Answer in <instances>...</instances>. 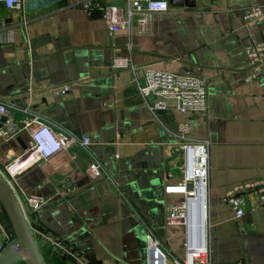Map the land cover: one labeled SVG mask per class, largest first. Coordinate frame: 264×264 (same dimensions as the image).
Segmentation results:
<instances>
[{
  "label": "crops",
  "instance_id": "obj_1",
  "mask_svg": "<svg viewBox=\"0 0 264 264\" xmlns=\"http://www.w3.org/2000/svg\"><path fill=\"white\" fill-rule=\"evenodd\" d=\"M85 0H23V10L0 6V97L18 124L30 109L45 123L73 135L74 142L14 176L20 198L46 264H77L44 238L61 239L87 264H152L146 248L150 230L163 245L161 264L183 260L187 228L166 223L167 207L184 200L164 186L181 179L187 139L208 141L204 189L205 243L212 264H264V204L257 194L240 192L244 213L234 216L225 194L264 179V73L247 79L244 46L264 43V20L246 24L244 12L264 0H194L151 12L145 24L132 14L124 28L110 30L99 10ZM116 4L127 20L128 0ZM93 11V12H91ZM114 58L126 67L112 68ZM147 69L192 74L210 80L207 106L180 112L151 110L138 91ZM69 84L57 93L52 86ZM83 136L90 143L79 144ZM19 129L0 140V170L20 154ZM99 162L98 174L91 171ZM73 186L71 194L62 191ZM30 195L44 197L37 209ZM196 211L191 217L196 219Z\"/></svg>",
  "mask_w": 264,
  "mask_h": 264
},
{
  "label": "built area",
  "instance_id": "obj_2",
  "mask_svg": "<svg viewBox=\"0 0 264 264\" xmlns=\"http://www.w3.org/2000/svg\"><path fill=\"white\" fill-rule=\"evenodd\" d=\"M82 4L84 7L90 8V10H99L100 15L112 31L124 28L132 14H139L138 23L143 25L149 13L165 12L169 9L167 0H128L126 20L120 16V7L116 4L101 5L100 2L96 1L92 5L90 0H85ZM0 6L6 10H23L24 8L23 0H0ZM243 17L246 24H253L264 20V12L259 6H255L248 8L244 12ZM243 49L250 68L247 79H252L264 73V43L255 41L244 46ZM127 65L126 60L121 58H114L112 62V68L114 69L126 67ZM209 83L210 80L208 78L196 76L189 71L178 74L166 70L147 69L144 73L143 81L138 84V91L147 104L151 96L155 97L153 104L149 105L151 110L167 108L168 100H173L174 108L185 113L187 111H202L206 109ZM51 88L57 93L64 94L69 90V84L52 86ZM22 114L23 117L18 124L13 118L11 110H9L8 103L0 97V119L2 116L5 117L3 122L0 120V140L12 138L21 128L27 129L30 134L27 142L28 148L14 156L6 165V173L3 172L10 183L11 180L7 175L14 176L32 164L45 160L60 150L68 149L74 142H77L73 135L62 129L53 128L37 114L31 112L30 109H23ZM178 129L179 137L184 140L180 146L186 155V165L183 168L181 179L169 183L163 188L167 194H181L184 196L182 202H171L167 207L166 223H182L187 228L184 258L181 261L174 259V264H212L210 249L205 241L202 244H198L193 237L190 224L192 204L188 202V199L196 196L201 181H206L207 178L208 141L203 139L186 140V133L188 132V124L186 122L180 124ZM78 142L83 147L90 143L87 136H83ZM28 150H30V153L27 154ZM100 168L99 162L93 161L90 171L96 175L99 173ZM62 191L71 194L75 191V188L67 186ZM243 191L254 192L257 194L259 204H264V179L236 186L225 194L224 200L231 205L236 218L241 217L244 213V201L240 196V192ZM46 200L44 197L30 195L26 198V203L37 209ZM10 238L9 227L5 220L0 217V250ZM44 238L61 256L70 258L77 264H87L74 249L61 239L56 240L45 236ZM145 240L147 250L151 251L154 257L152 264H161L159 256L163 255L164 250L160 239L148 230L145 234Z\"/></svg>",
  "mask_w": 264,
  "mask_h": 264
},
{
  "label": "water",
  "instance_id": "obj_3",
  "mask_svg": "<svg viewBox=\"0 0 264 264\" xmlns=\"http://www.w3.org/2000/svg\"><path fill=\"white\" fill-rule=\"evenodd\" d=\"M180 1L181 0H169V3L175 4L180 3ZM183 3L185 6H194L195 1L183 0ZM0 120L3 122L5 117L2 116ZM17 140L22 150L28 148L27 142L19 138H17ZM28 153H30V150H28L27 154ZM188 202L192 204V206H196V242L202 244L205 241V218L203 214V212H205V202L203 188L199 187L196 196L188 199ZM0 216H2L7 223L11 233V238L0 250V264H46L20 198L1 170Z\"/></svg>",
  "mask_w": 264,
  "mask_h": 264
},
{
  "label": "bare ground",
  "instance_id": "obj_4",
  "mask_svg": "<svg viewBox=\"0 0 264 264\" xmlns=\"http://www.w3.org/2000/svg\"><path fill=\"white\" fill-rule=\"evenodd\" d=\"M205 186H206V182L204 180H202L201 183H200V188H203V191L205 189ZM194 210L196 211V206L195 205H193L192 208H191V210H190V224L192 226V234L194 235L193 237H194V239L196 241V232H195V230H196V219L193 218V217H191V213ZM203 214H204V218L206 219L205 212H203ZM204 230H205V223H204Z\"/></svg>",
  "mask_w": 264,
  "mask_h": 264
},
{
  "label": "trees",
  "instance_id": "obj_5",
  "mask_svg": "<svg viewBox=\"0 0 264 264\" xmlns=\"http://www.w3.org/2000/svg\"><path fill=\"white\" fill-rule=\"evenodd\" d=\"M2 219H3V217L2 216H0Z\"/></svg>",
  "mask_w": 264,
  "mask_h": 264
}]
</instances>
